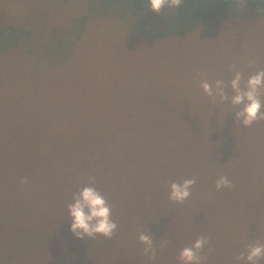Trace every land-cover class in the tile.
Masks as SVG:
<instances>
[{"label": "rangeland", "instance_id": "obj_1", "mask_svg": "<svg viewBox=\"0 0 264 264\" xmlns=\"http://www.w3.org/2000/svg\"><path fill=\"white\" fill-rule=\"evenodd\" d=\"M214 2L198 5L185 0L173 10L168 29L156 32L139 18L147 14L148 0H0V118L1 109L10 112L7 108L25 116L33 88L45 92L31 103L41 104L58 93L64 104L69 93L72 102L81 103L83 114L94 99L106 98L108 82L118 90L128 88L122 97L134 110L162 94L165 85H174L186 101L182 112L206 115L208 191L203 227L216 242H210L211 254L205 249L212 260L207 263L234 264V256L249 243L264 242V121L250 128L237 125L230 104L209 102L199 73L227 81L232 77L230 65L244 68L249 58L258 63L255 69L244 68L245 77L264 68V6L259 4L252 15L249 7L233 11V2L226 7L218 1L221 8ZM99 5L115 10L97 11ZM28 36L37 45L31 46ZM57 46L58 64L49 55ZM93 81L103 90L93 87ZM140 83L153 88L146 91L144 85L139 91ZM84 126L81 121L75 129L81 132ZM3 148L0 142V264H66L79 252L85 257L87 247L78 245L70 225L61 233L44 234V225L33 221L38 211L33 207L32 176L3 170L8 162ZM221 175H227L234 187L218 191L215 181ZM25 178L27 184L22 183ZM65 190L60 186L63 199L72 202L75 192ZM48 195L39 199L43 209L48 207ZM91 244V253L111 258V239L97 236Z\"/></svg>", "mask_w": 264, "mask_h": 264}, {"label": "trees", "instance_id": "obj_2", "mask_svg": "<svg viewBox=\"0 0 264 264\" xmlns=\"http://www.w3.org/2000/svg\"><path fill=\"white\" fill-rule=\"evenodd\" d=\"M202 1L192 0V4L201 5ZM218 1L226 7L232 3V0H215L214 3L218 5ZM259 4L264 6V0H248L245 7L255 15ZM106 5L97 6V11L102 7L103 11L115 10ZM147 5L146 16H139L141 24L156 32L168 29L173 10L157 14ZM232 8L234 11L239 7ZM28 40L31 46L37 42L31 36ZM49 51L51 61L58 57V46ZM55 63L58 64L57 58ZM98 84L93 81V87L102 91V85L97 87ZM144 85L146 91L153 88L140 83L137 89L142 91L140 87ZM104 86L109 91L106 98L94 99L83 114L79 112L81 103L72 102L69 93L64 104L58 93L47 96L41 104L31 103L43 96L41 92L45 91L39 88L31 89L30 104L24 106L25 116L18 117L23 112L14 113L13 109L7 108L10 112L1 109L0 142L4 145L1 152L8 160L2 169L16 176H32L33 207L38 211L33 214V221L44 225V234L61 233L67 230L64 225L71 224L67 210L70 202L63 199L60 186L66 187L65 194L77 192L90 176L96 178V187L114 205L113 219L119 225L111 239L113 253L109 259L105 255L98 257L90 252L93 239L78 237V245L87 247L85 257L79 252L77 257L70 256L66 264H179V251L193 243L197 236L205 235L206 115L201 111L182 112L186 101L174 85H162L163 93L142 103V107L138 105L139 110H134V105L131 108L123 99L124 91L128 90L126 86L121 90L111 87L109 82ZM81 121L85 126L78 132L75 126ZM193 176L198 180L189 200L183 205L171 202L169 182ZM45 192L49 193L48 207L43 209L39 199ZM148 229L156 238L155 260L143 254L144 246L138 241L139 233ZM165 241L167 246L161 248ZM214 244L213 241L211 245ZM35 257L33 251L34 261ZM207 261L212 260L207 258L204 264H208Z\"/></svg>", "mask_w": 264, "mask_h": 264}, {"label": "clouds", "instance_id": "obj_3", "mask_svg": "<svg viewBox=\"0 0 264 264\" xmlns=\"http://www.w3.org/2000/svg\"><path fill=\"white\" fill-rule=\"evenodd\" d=\"M185 0H148L150 10L162 14L166 9L176 12ZM239 8H244L247 0H232ZM258 61L249 58L244 68L255 69ZM244 68L233 63L230 65L232 77L230 80H209L206 71L199 73L201 77L200 87L203 93L213 105L230 104L231 111L235 113L237 125L250 128L253 124L264 121V68H259L245 77ZM219 108V107H217ZM198 177L184 178L182 181H171L168 184V199L176 204L183 205L192 196L193 188L197 184ZM22 183L27 184V178ZM234 184L227 175H221L215 181V188H233ZM114 205L109 202L103 192L96 187V178L90 176L87 183L73 194L72 202L67 205L70 217V230L79 238L95 239L102 236L112 239L118 231V223L113 219ZM155 237L148 231L140 232L138 241L142 244L143 254L151 260H155L158 249ZM210 237L199 235L193 243L183 247L178 254L179 264H204L207 259L205 248L208 252ZM167 242L161 244L166 247ZM234 264H264V242L249 243L244 250L234 256Z\"/></svg>", "mask_w": 264, "mask_h": 264}]
</instances>
